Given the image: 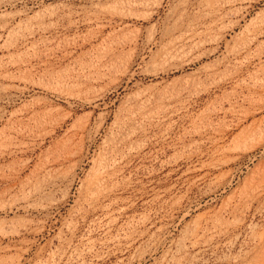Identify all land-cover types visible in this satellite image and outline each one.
<instances>
[{
	"label": "rangeland",
	"instance_id": "374dc122",
	"mask_svg": "<svg viewBox=\"0 0 264 264\" xmlns=\"http://www.w3.org/2000/svg\"><path fill=\"white\" fill-rule=\"evenodd\" d=\"M0 210V264H264V0H0Z\"/></svg>",
	"mask_w": 264,
	"mask_h": 264
},
{
	"label": "bare ground",
	"instance_id": "6f19581e",
	"mask_svg": "<svg viewBox=\"0 0 264 264\" xmlns=\"http://www.w3.org/2000/svg\"><path fill=\"white\" fill-rule=\"evenodd\" d=\"M257 31V30H256ZM251 35H253V34H251ZM165 55H168V56H164L163 57V61H170V60H172L173 58H174V56H169V54H165ZM200 56V55H199ZM200 58V57H199ZM203 67V66H202ZM206 67V66H205ZM207 68V67H206ZM206 68H202V69H206ZM207 70H208V68H207ZM209 71V70H208ZM209 72H211V71H209ZM206 73V72H205ZM207 74V73H206ZM207 76V75H206ZM9 86V85H8ZM99 175V174H98ZM97 175V176H98ZM95 176H96V174H95ZM100 176H102V175H100ZM96 178V177H95ZM100 178V177H99ZM97 179V181H98V178H96ZM98 183V182H97ZM101 183V182H100ZM88 190V189H87ZM86 190V191H87ZM28 203V202H27ZM24 206V205H23ZM21 207V206H20ZM24 207H26V205L24 206ZM23 208V207H22ZM15 209V208H14ZM17 209H20L18 206L16 207V210ZM1 211V210H0ZM10 211H12V209H10V210H8V211H6V212H10ZM5 213V212H4ZM201 217V216H200ZM96 227V226H95ZM197 229H198V227H197ZM196 230V229H195ZM2 235H4V234H2ZM192 235V234H191ZM193 239V238H192ZM194 240V239H193ZM189 242H190V240H189ZM194 242H195V240L194 241H192V243L194 244Z\"/></svg>",
	"mask_w": 264,
	"mask_h": 264
}]
</instances>
